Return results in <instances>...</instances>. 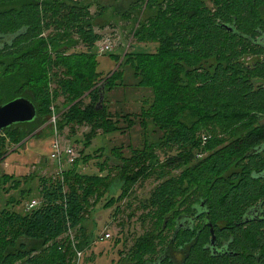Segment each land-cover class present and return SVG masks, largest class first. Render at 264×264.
<instances>
[{
  "label": "trees",
  "instance_id": "16d2710c",
  "mask_svg": "<svg viewBox=\"0 0 264 264\" xmlns=\"http://www.w3.org/2000/svg\"><path fill=\"white\" fill-rule=\"evenodd\" d=\"M91 6L88 0H0V104L24 96L38 109L36 120L0 132V157L31 125L53 116L61 98L63 107L74 104L56 124L89 126L90 138L98 129L126 126V133L153 124L158 141L145 137L143 148H132V160L122 161L117 148L119 163L105 160L123 180L136 165L129 185L161 165L159 183L142 201L152 229L136 238L124 264H264V218L248 214L264 206V86L255 87L250 74L264 72V0H137L134 6L144 8L135 19L137 43L156 42L157 49L132 50L109 79L92 52L105 38ZM81 43L86 50L68 52ZM126 64L151 95L140 116L116 112L113 122L103 102L107 90L122 84ZM157 147L176 152L160 162ZM77 161L69 164L63 153L59 176L40 179L37 208L0 210V264H76L70 230L77 249L92 248L87 212L96 190H109V176L81 175ZM193 214L199 215L195 224ZM188 219L194 226L179 225Z\"/></svg>",
  "mask_w": 264,
  "mask_h": 264
},
{
  "label": "rangeland",
  "instance_id": "374dc122",
  "mask_svg": "<svg viewBox=\"0 0 264 264\" xmlns=\"http://www.w3.org/2000/svg\"><path fill=\"white\" fill-rule=\"evenodd\" d=\"M88 1L92 2L90 11L93 14V23L105 38L92 49V52L98 55L99 66H97L103 77L109 79L107 77L109 74V77H112L114 72L120 71L121 63L126 62L125 56L132 50L155 51L157 49L156 42L137 43L135 38L139 27L137 24L135 25V19L138 13L142 15L145 5L143 7L134 6L137 0ZM64 15L66 13L64 14L62 11L60 18L65 19ZM61 21L66 22V20ZM108 44L114 49L113 52H100L99 45L105 47ZM84 50L86 48L81 43L77 48H72L68 52ZM114 56L120 57L117 60ZM68 57L72 60L75 59L72 56ZM248 58H252V55L248 54L245 61ZM122 70V84L107 90L103 102V104H107L108 100L107 108L114 115L112 116L113 122H116L119 116L116 112H136L135 114L140 116L142 108L148 104L147 99L151 95L150 88L139 84V77L130 64L124 65ZM250 74L256 78L255 87L264 86V78L261 77L264 72L252 71ZM103 84L101 83L99 86ZM6 96L7 94H4V97ZM260 98L259 102L262 104L264 95H261ZM62 101L61 98L58 104L60 108H57L56 112L58 121L60 114L74 104L69 103L63 107ZM85 101L89 102V98L87 97ZM52 118L53 116L48 115L44 120L31 125L22 142L9 144L7 155L0 157V210L9 208L25 213L32 200L36 199L41 202L40 179L47 177L55 180L63 166V164H59V160L52 157L55 141H59L63 148L74 147L80 160L77 161L79 165L76 172L79 171L78 173L84 176H103L102 178L109 176L106 179V185H110L109 190L107 187L98 189L94 198L91 199L85 222L88 233H94L92 240H97L98 235L104 232H111L112 235L105 241L95 242L91 249H85L82 260L79 263L76 260V264H82L83 261L85 264H124L128 261L125 259L136 238L143 235L147 229H152L153 219L145 217L142 204L159 183L161 165L159 164L157 170L151 174L142 173L132 185H129L127 183L128 174L132 176L138 174L136 165L132 164V167L127 170L128 174L124 176L125 180H123L122 172L117 170V166L110 165L109 167V163L105 160L108 157L109 161L113 163L112 165L119 163L120 158L122 161L123 158L132 160L134 158L132 153L135 150L132 148H143L147 136L151 142H156L161 135L160 133L155 134L153 124L145 125L147 128L138 124L127 130L126 133L122 131L126 129V126L123 127L124 129L121 127L119 131L114 132H104V130L98 129L97 135L90 138L87 135L91 130L89 126L74 124L65 126L62 130L59 123H53ZM153 132L154 134L151 135ZM147 141L149 142V140ZM114 148L120 152V158H116ZM155 149L160 162H163L169 154L176 152L173 149L169 150L170 147ZM147 162L149 163V161ZM179 171L180 169H175L171 175L177 174ZM6 177L10 180H6ZM121 250H124L122 255L120 254Z\"/></svg>",
  "mask_w": 264,
  "mask_h": 264
},
{
  "label": "water",
  "instance_id": "95a60500",
  "mask_svg": "<svg viewBox=\"0 0 264 264\" xmlns=\"http://www.w3.org/2000/svg\"><path fill=\"white\" fill-rule=\"evenodd\" d=\"M103 98L104 93L102 94L99 105H101ZM37 117V106L27 97L21 96L2 103L0 104V132L20 123L32 122L36 120ZM181 224L183 226V223H179L180 226ZM212 232L213 238L211 243L215 245L216 236L214 230ZM159 263H161V261Z\"/></svg>",
  "mask_w": 264,
  "mask_h": 264
},
{
  "label": "built area",
  "instance_id": "2783aa9c",
  "mask_svg": "<svg viewBox=\"0 0 264 264\" xmlns=\"http://www.w3.org/2000/svg\"><path fill=\"white\" fill-rule=\"evenodd\" d=\"M104 48H106V49H109L110 48V44H108L107 46H105V47H102V49H104ZM57 118H58V115L56 114V113H54L53 114V118H52V120L54 121L53 123H57ZM206 138L204 137V140H205ZM54 152H53V154H52V157L53 158H55V159H57V160H59V164L61 165V164H63L62 163V155H63V153H64V157H66V159H67V161H68V163L69 164H72V163H74L75 162V160L78 158V154H77V151L75 150V148L74 147H69V146H67V147H62L61 146V144H60V142L58 141V142H56L55 141V146H54ZM62 171V168L60 169V172ZM40 205V202L38 201V200H36V199H34V200H32V202L28 205V209L27 210H32L33 208H37L38 206ZM69 234H70V239L72 240V242H73V245H74V247L76 248V250H77V261H78V263H79V261H81L82 260V257H83V255H84V251L83 250H79V249H77V247H76V245H77V243L79 242L78 241V239H76V237H75V235L73 234V231L72 230H70L69 231ZM68 234V235H69ZM112 235H111V232H104L103 234H100V235H98V238H97V240H95L94 241V243L96 242V243H99V242H102V241H105V240H107L108 238H110Z\"/></svg>",
  "mask_w": 264,
  "mask_h": 264
},
{
  "label": "flooded vegetation",
  "instance_id": "af4514ba",
  "mask_svg": "<svg viewBox=\"0 0 264 264\" xmlns=\"http://www.w3.org/2000/svg\"><path fill=\"white\" fill-rule=\"evenodd\" d=\"M248 214H249V220H251V219H257V218H261V219H263L264 218V206L263 205H260L259 207H257V208H254V209H251L249 212H248ZM191 218L194 220V224L195 223H197L198 222V218H199V215H192L191 216ZM191 222H192V220L191 219H188L187 221H184L183 222V226H182V224H181V227H189V226H194V224L193 225H191ZM208 225H210V222H208L207 223ZM185 230V229H184ZM175 232H176V228H175ZM215 245H216V243H215ZM216 247H217V249H215V251H214V253H218V255H220V251H219V249H218V246L216 245ZM231 254H232V252H230Z\"/></svg>",
  "mask_w": 264,
  "mask_h": 264
}]
</instances>
